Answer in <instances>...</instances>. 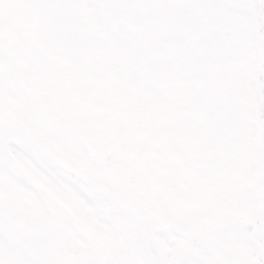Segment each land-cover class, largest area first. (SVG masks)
I'll return each instance as SVG.
<instances>
[{"label": "rangeland", "instance_id": "rangeland-1", "mask_svg": "<svg viewBox=\"0 0 264 264\" xmlns=\"http://www.w3.org/2000/svg\"><path fill=\"white\" fill-rule=\"evenodd\" d=\"M61 5L53 4L60 17ZM63 30L42 28L38 43L52 44V60L30 47L13 61L15 86L4 95L11 121L0 125V264L31 250L36 264L49 256L53 264H150L160 246L139 223L146 209L187 213L196 240L187 264H254L247 219L264 212V59L230 44L222 61L176 33L184 47H168L174 58L162 65L175 84L154 91L144 74L154 49L126 47L140 38L124 33L114 46L101 29L96 68L80 39L82 56L65 53ZM204 74L216 81L208 92L196 86ZM46 119L53 130L44 134Z\"/></svg>", "mask_w": 264, "mask_h": 264}, {"label": "flooded vegetation", "instance_id": "flooded-vegetation-1", "mask_svg": "<svg viewBox=\"0 0 264 264\" xmlns=\"http://www.w3.org/2000/svg\"><path fill=\"white\" fill-rule=\"evenodd\" d=\"M54 0H0V47L10 59L17 58L21 53H25L29 44L26 37L22 38L24 29H32L29 32L32 40H36L41 35L39 27H42L44 19L48 16L54 17L52 2ZM123 0H91L88 9L92 13L108 14L119 9ZM187 0H144L137 8V14L149 17L148 30H152L151 40L155 39V34L164 26H176L186 29H194L192 40L196 43L207 42L221 45L222 59L228 60L229 44L231 39L240 45H250L253 55L258 58L264 57V0H261L259 20L254 24L250 13L251 0H190L192 10L196 12L195 18L198 23L181 25L179 21L180 10L172 6L185 3ZM189 1V0H188ZM59 6V5H57ZM188 6V3L186 4ZM86 3L84 0H66L63 8L64 18L62 22L66 28L75 27L79 29L87 28V37L91 43L90 51H93L95 60L101 57V44L98 34L92 33V28L98 29L94 23L91 25L85 20ZM120 35L113 34L112 39H118ZM150 44L148 43V46ZM37 47V44L35 45ZM243 55L245 52H241ZM256 53V54H255ZM38 55V52H37ZM39 58L52 60L50 50H40ZM154 68L157 67L155 64ZM1 86V85H0ZM4 90L0 87V123L5 121L4 114ZM262 233H256L257 252H255L254 264L264 263V240ZM169 241L170 237L165 236ZM193 238L189 233H181L176 243V254L192 252ZM52 259L53 257L50 256ZM30 258L35 256L30 255ZM51 261V260H50ZM22 262H20L21 264ZM185 264V262H182Z\"/></svg>", "mask_w": 264, "mask_h": 264}, {"label": "water", "instance_id": "water-1", "mask_svg": "<svg viewBox=\"0 0 264 264\" xmlns=\"http://www.w3.org/2000/svg\"><path fill=\"white\" fill-rule=\"evenodd\" d=\"M9 69L8 65H7V68H6V76H5V79H6V83L7 85H11V82H9V77H8V72L7 70ZM157 82H159L161 84L162 87H167L168 85V81L167 79H164L163 77H160V78H156L155 79ZM144 220H148V221H154L155 224L157 226H159L157 223L159 222V219L154 215V213L150 212V213H146L145 216H144Z\"/></svg>", "mask_w": 264, "mask_h": 264}]
</instances>
